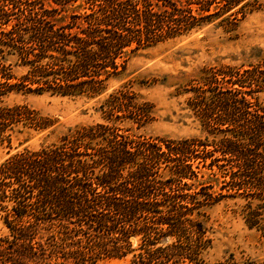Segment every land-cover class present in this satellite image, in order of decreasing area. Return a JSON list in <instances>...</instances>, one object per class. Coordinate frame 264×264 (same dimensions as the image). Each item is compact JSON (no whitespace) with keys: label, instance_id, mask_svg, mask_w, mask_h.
Wrapping results in <instances>:
<instances>
[{"label":"trees","instance_id":"1","mask_svg":"<svg viewBox=\"0 0 264 264\" xmlns=\"http://www.w3.org/2000/svg\"><path fill=\"white\" fill-rule=\"evenodd\" d=\"M78 1L84 11L66 14ZM232 1L0 0V147L11 146L20 124L52 126L25 105H1L5 95L97 97L130 54L221 14L236 15ZM8 57L26 69L23 75L12 73V63L3 62ZM251 75L222 80L230 86L206 78L195 89L190 102L211 143L119 133L106 122L143 124L149 117L147 106H136L121 88L101 104L106 122L2 162L0 264H97L128 256L131 264H209L202 253L212 240L190 216L225 195L200 181L203 168L211 177L221 173V190L246 198L245 224L264 236V106L253 97Z\"/></svg>","mask_w":264,"mask_h":264},{"label":"rangeland","instance_id":"2","mask_svg":"<svg viewBox=\"0 0 264 264\" xmlns=\"http://www.w3.org/2000/svg\"><path fill=\"white\" fill-rule=\"evenodd\" d=\"M235 1L231 3L238 4L236 15L227 18L229 13L221 14L188 34L130 54L122 72L110 79L105 92L97 97L21 92L5 95L1 105H25L48 119L52 126L46 130H35L18 125L11 146L5 144L0 147V164L24 150H39L58 143L70 130L106 122L101 104L107 96L121 88L134 96L136 106H147L145 110L149 112V117L143 124L115 118L106 122L117 128L119 133L132 138L196 139L211 143L214 137L207 133L190 102L196 95L195 89L202 86L204 79L216 78L224 86H230L222 80L230 82L238 74L251 71L252 83L256 82L253 97L264 106V0ZM81 3L78 1L68 7L66 14L83 12V9L77 8ZM222 4H214L212 11ZM83 6L87 7V4ZM3 62L7 66L12 63V73L17 77L26 71L16 65L14 57H8ZM201 170L203 177L200 181L212 185L210 192L225 195L217 196L215 202L210 201L190 216L204 223L207 236L212 240L211 246L203 251L202 258L209 264L264 261V236L256 229H249L241 214L246 198L243 195L232 197L233 192L221 190L224 178L219 171L211 177L208 169ZM5 235L6 230L0 222V236ZM137 245L138 239L134 241V246ZM131 259L128 256L97 264H131Z\"/></svg>","mask_w":264,"mask_h":264}]
</instances>
